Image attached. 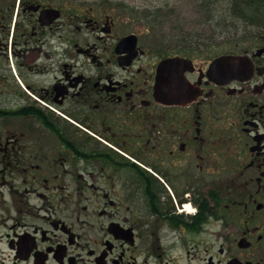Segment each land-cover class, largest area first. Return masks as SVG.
<instances>
[{"label": "flooded vegetation", "instance_id": "1", "mask_svg": "<svg viewBox=\"0 0 264 264\" xmlns=\"http://www.w3.org/2000/svg\"><path fill=\"white\" fill-rule=\"evenodd\" d=\"M78 4L0 0V264H264V23L199 53Z\"/></svg>", "mask_w": 264, "mask_h": 264}, {"label": "rangeland", "instance_id": "2", "mask_svg": "<svg viewBox=\"0 0 264 264\" xmlns=\"http://www.w3.org/2000/svg\"><path fill=\"white\" fill-rule=\"evenodd\" d=\"M76 1V0H73ZM243 0H78L85 9H117L129 16L164 43L186 45L185 40L200 44L229 47L245 43L259 31L257 22H264V6L258 9H237ZM243 12V13H242ZM155 39V40H156Z\"/></svg>", "mask_w": 264, "mask_h": 264}, {"label": "water", "instance_id": "3", "mask_svg": "<svg viewBox=\"0 0 264 264\" xmlns=\"http://www.w3.org/2000/svg\"><path fill=\"white\" fill-rule=\"evenodd\" d=\"M227 58H229V57H221L219 59H216L215 63L213 64V69L219 70L222 67V65L226 62Z\"/></svg>", "mask_w": 264, "mask_h": 264}, {"label": "trees", "instance_id": "4", "mask_svg": "<svg viewBox=\"0 0 264 264\" xmlns=\"http://www.w3.org/2000/svg\"><path fill=\"white\" fill-rule=\"evenodd\" d=\"M261 1H263L264 2V0H261ZM244 3H248L249 2V0H245V1H243Z\"/></svg>", "mask_w": 264, "mask_h": 264}]
</instances>
